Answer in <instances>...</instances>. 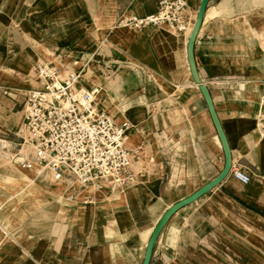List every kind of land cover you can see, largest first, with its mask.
<instances>
[{
  "label": "crops",
  "instance_id": "crops-1",
  "mask_svg": "<svg viewBox=\"0 0 264 264\" xmlns=\"http://www.w3.org/2000/svg\"><path fill=\"white\" fill-rule=\"evenodd\" d=\"M184 1L189 31L166 25L109 35L101 26L106 11L113 23L122 15L154 12L160 0H0V107L21 114L16 128L2 131H18L23 90L34 86L36 64L62 55L67 62L93 63L76 68L88 86L101 87L98 108L132 124L128 145L139 151L135 182L117 195L105 189L90 194L94 207L73 220L53 250L0 264H141L169 207L222 172L224 147L188 55L202 0ZM194 60L232 164L251 181L243 184L230 170L180 208L162 229L150 264H264V135L256 125L264 94V0H211ZM30 180L24 179L26 189L35 185ZM21 191L18 197L25 196ZM110 200L122 203L115 210Z\"/></svg>",
  "mask_w": 264,
  "mask_h": 264
},
{
  "label": "built area",
  "instance_id": "built-area-1",
  "mask_svg": "<svg viewBox=\"0 0 264 264\" xmlns=\"http://www.w3.org/2000/svg\"><path fill=\"white\" fill-rule=\"evenodd\" d=\"M187 12L184 0H160L156 11L122 15L118 22L133 29L167 25L186 32L190 30ZM77 63L56 55L36 64L35 85L24 93L23 118L16 133L20 149L14 160L32 171L35 180L72 179L117 195L135 182L139 151L128 145L132 124L98 108L96 95L101 87L88 86ZM256 125L264 135V94ZM231 172L243 184L251 181L240 167L232 164Z\"/></svg>",
  "mask_w": 264,
  "mask_h": 264
},
{
  "label": "rangeland",
  "instance_id": "rangeland-1",
  "mask_svg": "<svg viewBox=\"0 0 264 264\" xmlns=\"http://www.w3.org/2000/svg\"><path fill=\"white\" fill-rule=\"evenodd\" d=\"M107 16V11L102 14L101 26L102 30L109 35L114 33L118 35V29L134 30L129 26L121 25L118 20H114L113 23L108 22ZM172 30L181 32L173 28ZM48 54V50H45L44 60ZM76 65H83L88 69L89 67L93 68L92 62L82 61ZM98 74L101 75V73ZM117 76L118 73L113 75L114 81L118 79ZM102 81L104 83L106 78L104 77ZM30 82L35 85L34 80ZM101 93L96 95V104L99 108H101ZM20 119L21 114L17 111L10 115L6 109L0 107V260L3 258L6 261L13 260L15 262L21 261L25 255L35 256L40 252L53 250L66 232L71 229L73 220L76 222L77 219L84 218L86 209L94 207L89 206L96 202L93 201L94 197L89 195L100 193V189L91 185H80L72 179L43 183L42 185L34 179L33 172L20 168L14 160L15 154L20 149V138L17 136V132L2 131V129H9L13 124L16 128ZM183 176L182 173V178ZM29 177L33 178L35 185L26 189L23 182L24 179H30ZM24 188L25 196L18 197L17 194H20ZM54 202H57L55 207L52 205ZM119 203L121 204L122 201H108V205H112L113 208L119 206ZM116 208L114 209L116 210ZM114 215L116 213L113 212L112 219ZM119 216L122 219V216ZM119 258L122 261V257L119 256Z\"/></svg>",
  "mask_w": 264,
  "mask_h": 264
},
{
  "label": "water",
  "instance_id": "water-1",
  "mask_svg": "<svg viewBox=\"0 0 264 264\" xmlns=\"http://www.w3.org/2000/svg\"><path fill=\"white\" fill-rule=\"evenodd\" d=\"M211 0H202L201 4H200V8L198 11V15H197V19L195 22V25L192 29L190 38H189V44H188V55H189V60H190V64H191V69H192V74L194 77V80L196 82V84L199 86L200 90L202 91L206 102L208 104V108L211 114V117L214 121V124L217 128L218 134L220 136L222 145L224 147V151H225V165L223 167L222 172L211 182L207 183L206 185H204L202 188H200L199 190H197L195 193H193L192 195H190L189 197L177 202L176 204L172 205L165 213L164 215L161 217V219L159 220V222L157 223L152 236L149 240L148 246H147V250L143 259V262L141 264H150L151 262V258H152V253H153V249L155 246V243L157 241V238L160 234V232L162 231L163 227L165 226V224L167 223V221L170 219V217L180 208L184 207L185 205L189 204L190 202L196 200L197 198H199L200 196L204 195L205 193H207L209 190H211L216 184H218L220 181H222L230 172L231 170V166H232V155H231V151H230V147L228 144V140L226 138V135L222 129L220 120L218 118L215 106H214V102L211 96V93L208 89V87L206 86V84L200 79L197 69H196V64H195V60H194V45H195V40L197 37V34L199 32L200 26L202 24V21L204 19V15L207 9V6L209 4Z\"/></svg>",
  "mask_w": 264,
  "mask_h": 264
},
{
  "label": "bare ground",
  "instance_id": "bare-ground-1",
  "mask_svg": "<svg viewBox=\"0 0 264 264\" xmlns=\"http://www.w3.org/2000/svg\"><path fill=\"white\" fill-rule=\"evenodd\" d=\"M1 141H2V140H1ZM25 171H27V170H25ZM14 176H15V175H14ZM29 178H30V177H29ZM30 179H31V178H30ZM30 179H29V180H30ZM17 180H18V179H17ZM25 181H26V180H25ZM30 181H31V180H30ZM31 185H32V184H31ZM53 206H54V205H53ZM54 207H55V206H54ZM52 210H53V209H52ZM146 250H147V249H146Z\"/></svg>",
  "mask_w": 264,
  "mask_h": 264
}]
</instances>
